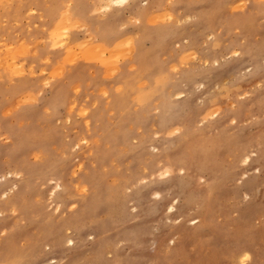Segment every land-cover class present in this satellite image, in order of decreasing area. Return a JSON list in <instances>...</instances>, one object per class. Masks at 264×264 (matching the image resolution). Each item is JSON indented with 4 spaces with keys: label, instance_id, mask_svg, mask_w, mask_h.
<instances>
[{
    "label": "rangeland",
    "instance_id": "rangeland-1",
    "mask_svg": "<svg viewBox=\"0 0 264 264\" xmlns=\"http://www.w3.org/2000/svg\"><path fill=\"white\" fill-rule=\"evenodd\" d=\"M55 1L0 0V264H264V0Z\"/></svg>",
    "mask_w": 264,
    "mask_h": 264
},
{
    "label": "bare ground",
    "instance_id": "bare-ground-1",
    "mask_svg": "<svg viewBox=\"0 0 264 264\" xmlns=\"http://www.w3.org/2000/svg\"><path fill=\"white\" fill-rule=\"evenodd\" d=\"M65 1V0H64ZM100 2H99V4H100V7L99 8H102V10L103 11H105V12H107V11H110V10H112V8L113 7H115V6H120V5H122V4H124V3H126L128 0H122V2H121V0H99ZM140 0H132V2H133V7H134V9H133V13H134V16H138V18H140L141 16H142V13H140L139 11H141V10H150L151 8H152V4H151V0H150V3L149 4H145L146 5V7H143V8H140V6H139V2ZM142 1H146V0H142ZM75 4L74 5H71L70 3H68V2H65L64 3V6H62V5H60V2H54L53 4H50L49 6H48V13H50L51 15H54V13H57V16L58 15H60L61 16V19H62V24L63 23H65L64 24V26H68V25H71V27H69V28H71L72 29V27L75 29V27L76 28H78L77 26L78 25H81V24H79V22L78 21H76V18L77 19H82V17L84 18V19H88V20H90V16L91 15H89L90 13H86V11H82V3H81V0H75ZM62 3V2H61ZM146 3V2H145ZM63 4V3H62ZM62 7H64V8H62ZM18 8V7H17ZM28 8V7H27ZM29 8H31V6L29 7ZM28 8V9H29ZM27 9V10H28ZM30 11H31V9H29ZM130 10H132V7H131V9ZM5 14V13H4ZM149 14V13H148ZM105 15H107V14H105ZM104 15V16H105ZM93 16V15H92ZM40 17V16H39ZM12 18V17H11ZM94 18H96V17H94ZM60 19V20H61ZM72 19H75V21L76 22H74V24L75 23H77L78 22V25H72L73 24V20ZM91 19H92V17H91ZM113 18L110 16V18H105L103 21H101V23L103 22V24H101V25H99V27H97L96 29H93L92 27H90L89 26V29H88V31H84L85 32V37H87V40H90V38H88V37H91V35H97L98 36V38H100L99 40L103 43V44H105L106 43V41L108 42V40L110 39V38H112V40H115V39H117V38H119L118 36V33H112L111 34V32H110V29H111V25H112V22H111V20H112ZM99 20V19H98ZM96 21V20H95ZM94 21V22H95ZM138 21V20H137ZM70 23H72V24H70ZM80 23H84V21L82 20ZM96 23H97V21H96ZM89 24V23H88ZM87 24V25H88ZM119 24V23H118ZM212 25V24H211ZM29 26V25H28ZM60 26H61V24H60ZM83 26H85V24L83 25ZM65 27V28H66ZM68 28V29H69ZM82 28V27H81ZM84 28H86V27H84ZM98 28H100L99 30H98ZM68 29H66L67 31H65L64 33H61L62 35H63V38L61 39V41H59V43H60V45H64V43H66V42H68V41H71V42H74V41H76V36H74V37H70L69 36V33H68ZM58 30H56V32H57ZM112 31V30H111ZM110 32V33H109ZM114 32V31H113ZM147 33H151L150 35H152V38L153 39H156V37H157V40H158V42H160V40L161 41H163V39L165 38V37H167L168 35H165V32H162V31H158V35H157V33L155 32V33H153V32H147L146 31V29H144V31L142 32V35L144 34V35H146ZM58 34V33H57ZM1 35V34H0ZM17 35V34H16ZM149 35V36H150ZM55 36V35H54ZM147 36H148V34H147ZM2 38V37H1ZM55 38V37H54ZM58 38H60V37H58ZM30 39V38H29ZM40 39V38H39ZM96 39V38H95ZM22 40V42L23 41H25V40H23V39H21ZM38 39H36L35 40V42H36V44L40 41H37ZM20 41V40H19ZM44 41V40H43ZM42 41V43H44ZM216 41V40H215ZM41 42V41H40ZM39 42V43H40ZM18 43H21V42H18ZM35 44V43H34ZM33 44V45H34ZM1 45V44H0ZM9 45H11L10 43H9ZM39 45V44H38ZM37 45V46H38ZM8 46V45H7ZM77 46V45H76ZM96 46V45H95ZM98 46L99 45H97L94 49H93V51L95 52V49H99L100 48V50L101 51H99V52H103L102 54H104V50L102 51V48L99 46V48H98ZM22 46H20L19 47V49L21 48ZM82 47V46H81ZM84 47V46H83ZM241 47V46H240ZM8 48V47H7ZM9 48H12V47H9ZM104 48V47H103ZM258 48V47H257ZM1 49L2 48H0V51H1ZM18 49V48H17ZM18 49V50H19ZM119 49V48H118ZM120 49L121 50H118L119 52H121L122 53V47H120ZM239 49V48H238ZM238 49L236 48V49H230V51L228 52V53H230L229 55H237V53H238ZM10 50V49H9ZM21 51L22 50H25V48L23 49V47L20 49ZM116 50V49H115ZM261 50V49H260ZM260 50H259V52L258 53H256V54H259L260 53ZM17 51V50H16ZM92 51V50H91ZM98 51V50H97ZM125 51V50H124ZM12 52V51H11ZM23 53L24 52H26V51H22ZM109 52H110V50H109ZM119 52H114L113 50H112V52H110V60L112 59L111 57H113V56H111L112 55V53H115L114 55H116V54H118ZM241 52V51H240ZM251 52V51H250ZM96 53H98V52H96ZM95 53V54H96ZM101 53L99 54V55H102ZM120 54V53H119ZM240 54V53H239ZM255 54V55H256ZM6 55V54H5ZM79 55V54H78ZM254 54L253 55H251V56H255ZM98 56V55H97ZM257 56H259V55H257ZM74 57V56H73ZM76 58V57H75ZM254 58V57H253ZM256 58H258V57H256ZM207 60V59H206ZM248 60V59H247ZM12 63V65L14 66V68H15V71L17 70V72H23L24 71V68H22V66L21 67H19L20 65H17L18 63H16L15 61H13V62H11ZM10 63V64H11ZM32 63V62H31ZM20 64V63H19ZM11 65V66H12ZM31 66V65H30ZM8 78V77H7ZM6 80V79H5ZM14 86V85H13ZM56 91V90H55ZM27 95V94H26ZM168 95V94H167ZM123 97H126V96H123ZM28 98H30L29 96H28ZM55 99V98H54ZM53 100V99H52ZM51 100V102H53ZM55 101V100H54ZM69 101V100H68ZM120 101V100H119ZM27 102V101H26ZM57 102V101H56ZM122 102H123V100H122ZM169 102V101H168ZM68 106V105H67ZM123 106V105H122ZM75 107V106H74ZM165 107V106H164ZM72 109H73V107H72ZM70 111H72V110H70ZM87 112V111H86ZM69 114H67V117L69 118V116H68ZM84 115V114H83ZM207 115V114H206ZM85 117V116H84ZM68 120H70V119H68ZM88 121V120H87ZM87 125V124H86ZM195 125V124H194ZM118 130V129H117ZM263 131V130H262ZM204 133V132H203ZM185 134V133H184ZM258 135H259V133H258ZM263 136V135H262ZM80 140V139H79ZM82 140V139H81ZM84 142V141H83ZM78 144H80L79 142H78ZM128 149V148H127ZM157 149V148H156ZM159 149V148H158ZM261 153H262V151H261ZM159 155V154H158ZM175 156V155H174ZM156 157V156H155ZM154 158V157H153ZM252 157L250 156V155H248V154H246V155H244V158H242V159H244V161L246 162V163H250V164H252V163H254V165L256 166V167H258L259 168V163H258V159H260L261 157H255V158H253V159H251ZM258 158V159H257ZM148 159V158H147ZM165 159V158H164ZM163 159V160H164ZM172 159V158H171ZM173 159H174V157H173ZM172 159V160H173ZM166 160V159H165ZM160 161V160H159ZM162 161V160H161ZM168 161H169V159H168ZM167 163H170V165L169 164H164V167H165V170H164V175H170L171 173H172V170H173V168L175 167L174 165L176 164V166H178L179 165V169H182V170H189V171H191V172H193V170H194V166L192 165V164H187L186 166H184L183 164L182 165H180L179 163H178V161H177V163H173V161L172 162H167ZM149 164V163H148ZM155 164V163H154ZM147 166V165H146ZM162 166V165H161ZM168 166V167H167ZM174 166V167H173ZM20 167H23V166H20ZM150 167V166H149ZM17 168V167H16ZM202 168V167H201ZM159 169H160V167H159ZM148 170V169H147ZM163 170H161V171H163ZM16 171V170H15ZM144 171V170H143ZM146 171V170H145ZM149 171V170H148ZM147 171V172H148ZM188 171V172H189ZM20 172V171H19ZM146 172V173H147ZM199 171H197V172H195V174H196V176L200 173H198ZM145 173V174H146ZM159 173V172H158ZM157 173V174H158ZM161 173V172H160ZM166 173V174H165ZM17 174V173H16ZM162 174V173H161ZM201 174V173H200ZM211 174V173H210ZM23 176H25V175H23ZM210 178H211V180L213 179V177L210 175L209 176ZM25 178V177H24ZM21 180V179H20ZM209 181V180H208ZM17 182V181H16ZM24 182V181H23ZM57 182V181H56ZM212 182V181H211ZM24 184V183H23ZM213 185V184H212ZM172 186V185H171ZM170 186V187H171ZM14 187H16V184L15 183H7V182H5V183H3L2 184V194L4 195V194H7V193H9ZM57 187H61V184L58 182L57 183ZM158 188V187H157ZM169 188V187H168ZM171 189V188H170ZM163 190H165V188L163 189ZM54 192L55 191H52V194H54ZM13 194V193H12ZM18 194H20V193H18ZM15 195V194H14ZM18 196V195H17ZM5 197V196H4ZM14 197V196H13ZM13 197H12V199H10L9 198V203H11L12 201H13ZM16 197V196H15ZM14 197V198H15ZM195 198V197H194ZM3 204V202L1 203V205ZM199 205V204H198ZM174 207V203L173 204H171L170 205V208H173ZM199 208V207H198ZM202 216H203V214H202V211L201 212H196L192 217H190V220L192 221V223L193 224H195L196 222H198V221H200V219H202ZM203 220V219H202ZM206 224V223H205ZM70 227V226H69ZM68 227V228H69ZM69 229H71V228H69ZM64 233V232H63ZM68 233V232H67ZM59 236V235H58ZM63 238H62V241H64V240H66L67 242H72V240L74 239V237H70L68 234H65V235H63L62 236ZM77 237V236H76ZM61 238V237H60ZM59 238V239H60ZM56 239H58V238H56ZM102 240H103V238H101ZM170 239V241H174V238L173 237H170L169 238ZM102 240H101V242H102ZM56 241V240H55ZM58 241V240H57ZM50 242V241H49ZM47 244V243H46ZM48 245V244H47ZM51 245H53V243H51ZM57 245V244H56ZM59 245H60V243H59ZM55 246V245H54ZM53 248V247H52ZM100 248H98V250H99ZM242 252V251H241ZM250 253V252H249ZM248 252H246V250H244L242 253H240L241 255H240V257H241V260L242 261H246L247 259H248V257L250 256V254H249ZM83 255V254H82ZM9 257V256H8ZM97 257V256H96ZM8 259V258H7ZM6 259V260H7ZM98 259V258H97ZM96 259V260H97ZM87 260V259H86ZM94 261V260H88L87 262H85V264H96V262L97 261ZM99 260H101V258L99 259ZM11 261L12 260H9V262L11 263ZM6 262V261H5ZM76 261H73V263H75ZM72 263V264H73ZM101 263V262H100ZM2 264H4V263H2ZM11 264H40V263H37V262H23V263H18V262H12ZM80 264H82L81 262H80Z\"/></svg>",
    "mask_w": 264,
    "mask_h": 264
},
{
    "label": "snow or ice",
    "instance_id": "snow-or-ice-1",
    "mask_svg": "<svg viewBox=\"0 0 264 264\" xmlns=\"http://www.w3.org/2000/svg\"><path fill=\"white\" fill-rule=\"evenodd\" d=\"M121 2H122V0H121Z\"/></svg>",
    "mask_w": 264,
    "mask_h": 264
}]
</instances>
